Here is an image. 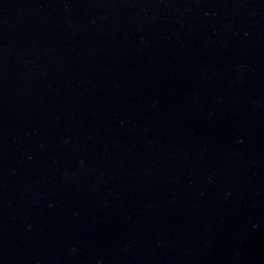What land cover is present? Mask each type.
Returning <instances> with one entry per match:
<instances>
[{"label":"water","instance_id":"water-1","mask_svg":"<svg viewBox=\"0 0 264 264\" xmlns=\"http://www.w3.org/2000/svg\"><path fill=\"white\" fill-rule=\"evenodd\" d=\"M0 264H264V0H0Z\"/></svg>","mask_w":264,"mask_h":264}]
</instances>
